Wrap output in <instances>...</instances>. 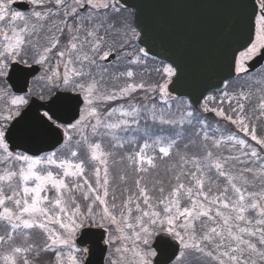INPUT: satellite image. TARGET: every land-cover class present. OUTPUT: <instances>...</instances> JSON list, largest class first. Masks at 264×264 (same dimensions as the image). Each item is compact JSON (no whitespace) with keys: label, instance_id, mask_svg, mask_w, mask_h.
Segmentation results:
<instances>
[{"label":"snow or ice","instance_id":"1","mask_svg":"<svg viewBox=\"0 0 264 264\" xmlns=\"http://www.w3.org/2000/svg\"><path fill=\"white\" fill-rule=\"evenodd\" d=\"M234 7L185 87L135 5L0 0V264H264V0Z\"/></svg>","mask_w":264,"mask_h":264},{"label":"water","instance_id":"2","mask_svg":"<svg viewBox=\"0 0 264 264\" xmlns=\"http://www.w3.org/2000/svg\"><path fill=\"white\" fill-rule=\"evenodd\" d=\"M124 2L138 8L137 20L147 28L156 50L185 67L188 74L185 87H191L194 79L218 82L216 71L236 41L235 0Z\"/></svg>","mask_w":264,"mask_h":264},{"label":"trees","instance_id":"3","mask_svg":"<svg viewBox=\"0 0 264 264\" xmlns=\"http://www.w3.org/2000/svg\"><path fill=\"white\" fill-rule=\"evenodd\" d=\"M137 102L142 103L143 101L140 100V99L138 98ZM228 127H229V128H232L231 125H229ZM232 130L235 131L234 128H232ZM258 133H259V134H264V124H260V125L258 126ZM241 135H242V134H241Z\"/></svg>","mask_w":264,"mask_h":264},{"label":"rangeland","instance_id":"4","mask_svg":"<svg viewBox=\"0 0 264 264\" xmlns=\"http://www.w3.org/2000/svg\"><path fill=\"white\" fill-rule=\"evenodd\" d=\"M34 239H35L37 242H39L40 237L37 235V236L34 237Z\"/></svg>","mask_w":264,"mask_h":264}]
</instances>
